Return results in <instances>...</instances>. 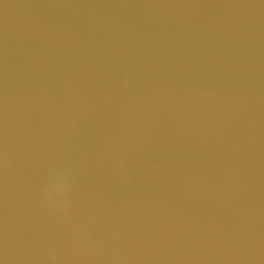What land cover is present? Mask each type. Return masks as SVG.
Instances as JSON below:
<instances>
[{
	"label": "water",
	"instance_id": "95a60500",
	"mask_svg": "<svg viewBox=\"0 0 264 264\" xmlns=\"http://www.w3.org/2000/svg\"><path fill=\"white\" fill-rule=\"evenodd\" d=\"M0 264H264V0H0Z\"/></svg>",
	"mask_w": 264,
	"mask_h": 264
}]
</instances>
